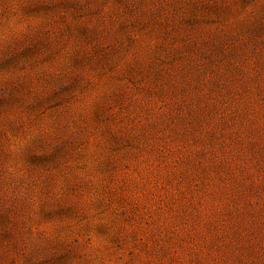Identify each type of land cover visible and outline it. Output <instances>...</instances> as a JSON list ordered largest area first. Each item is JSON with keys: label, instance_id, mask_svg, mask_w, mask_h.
I'll return each mask as SVG.
<instances>
[{"label": "rangeland", "instance_id": "374dc122", "mask_svg": "<svg viewBox=\"0 0 264 264\" xmlns=\"http://www.w3.org/2000/svg\"><path fill=\"white\" fill-rule=\"evenodd\" d=\"M0 264H264V0H0Z\"/></svg>", "mask_w": 264, "mask_h": 264}]
</instances>
